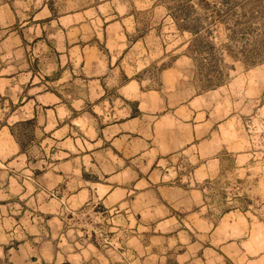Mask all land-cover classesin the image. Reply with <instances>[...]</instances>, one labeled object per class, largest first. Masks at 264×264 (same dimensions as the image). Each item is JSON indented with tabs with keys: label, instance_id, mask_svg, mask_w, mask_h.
I'll return each mask as SVG.
<instances>
[{
	"label": "rangeland",
	"instance_id": "374dc122",
	"mask_svg": "<svg viewBox=\"0 0 264 264\" xmlns=\"http://www.w3.org/2000/svg\"><path fill=\"white\" fill-rule=\"evenodd\" d=\"M0 264H264V0H0Z\"/></svg>",
	"mask_w": 264,
	"mask_h": 264
},
{
	"label": "trees",
	"instance_id": "16d2710c",
	"mask_svg": "<svg viewBox=\"0 0 264 264\" xmlns=\"http://www.w3.org/2000/svg\"><path fill=\"white\" fill-rule=\"evenodd\" d=\"M175 20H177L176 22H178L177 18ZM179 27L182 28V29H187L192 34L194 33V31H193V29L191 27H188V26H183L182 27L180 25H179ZM29 122H31V121H20V122L16 123L15 126L16 127H22L24 125H27ZM10 130H11L12 135H14L16 137L18 144L22 147V143L19 141L18 137L15 135L12 127H10Z\"/></svg>",
	"mask_w": 264,
	"mask_h": 264
}]
</instances>
